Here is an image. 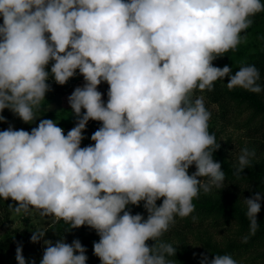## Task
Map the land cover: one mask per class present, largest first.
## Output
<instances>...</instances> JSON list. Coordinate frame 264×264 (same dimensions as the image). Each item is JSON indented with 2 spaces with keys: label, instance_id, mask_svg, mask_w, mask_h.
<instances>
[{
  "label": "clouds",
  "instance_id": "1",
  "mask_svg": "<svg viewBox=\"0 0 264 264\" xmlns=\"http://www.w3.org/2000/svg\"><path fill=\"white\" fill-rule=\"evenodd\" d=\"M261 11L262 0H0V110L31 123L51 90L50 76L63 85L78 69L85 81L67 97L77 123L66 135L47 118L31 131L11 124L0 131V198L15 201L16 214L37 209L69 228H94L101 264H173L168 257L176 248L157 245L158 238L175 216L194 211L201 190L225 183L212 155L220 145L208 131L211 113L194 91L211 90L226 76L229 89H264L255 65L233 74L212 63L241 43L250 17ZM102 81L107 102L97 89ZM89 119L102 124L90 137L95 143L81 147ZM254 154L240 150L237 173ZM262 199V192L244 198L251 234ZM141 201L146 219L126 210ZM45 231L34 230L30 241ZM44 244L39 264H86L79 239ZM15 259L36 264L26 261L21 242ZM200 264L238 262L202 253Z\"/></svg>",
  "mask_w": 264,
  "mask_h": 264
},
{
  "label": "trees",
  "instance_id": "2",
  "mask_svg": "<svg viewBox=\"0 0 264 264\" xmlns=\"http://www.w3.org/2000/svg\"><path fill=\"white\" fill-rule=\"evenodd\" d=\"M250 18L252 24L242 33L248 38L258 40L260 44H252L251 41L247 46L237 45L235 49H230L215 58L212 63L218 67L228 65L233 74L242 65H255L261 73L259 83L264 85V11L258 12ZM0 23H2V16H0ZM249 45L250 47L256 45L255 49L250 51ZM51 63L52 61L49 62L46 69L50 70ZM228 79L227 76L224 79H217L213 82L211 90H195L196 97L202 96L207 100L204 102L206 108L214 104L217 105V108L214 107L217 110H214L213 119L208 121V131L215 135L216 142L220 145L218 149L212 152V155L214 160L221 163V168L225 173V183L223 188H212L209 192L201 190L198 196L193 198L194 211L186 217L175 216L174 223H171L169 229L158 238L157 245L161 242L170 243L176 248V255L168 257L173 261V264H200L202 253L207 255L209 260L215 255L227 254L238 261L249 255L251 258L249 264H264V199L260 201L261 210L256 214L258 227L255 234L250 232V222L246 215L247 205L244 202V198L251 197L256 192H262L264 195V89L259 93L239 87L229 89L227 87ZM82 80L83 75L79 73L78 69L76 74L69 78L68 83L63 85L57 84L50 76L47 81L51 85V90L48 91L50 96L46 98L40 108L34 110L35 115L38 116V113H43L44 118L54 119L58 114H55L54 111L46 112L44 107L58 100L62 93L72 90ZM97 89L102 93V99L107 102L108 88L104 90L98 87ZM233 103L235 104L233 105ZM231 109L232 117H234L235 112L237 115L238 113L246 114L244 123L247 127L245 133L248 136V142L243 148L255 153L250 157L249 165L239 173L236 172L238 159L234 156L233 150L230 152V147L226 146L221 139V129L228 123L226 119ZM83 111L86 110L82 109ZM0 115L5 118L17 116L10 109L0 110ZM73 117L71 125L77 123L76 117L74 115ZM56 123L59 127L66 124L67 127L65 128L68 130L72 127L62 120ZM218 123L221 124L217 126ZM101 124V121L89 119L84 131L88 130L94 133ZM216 126L220 128L218 129ZM67 129L64 132L65 135ZM89 144L94 143L90 140L89 135L84 136L80 146L84 147ZM195 170V164H193L189 168V173L191 174ZM162 199L157 200V205L162 202ZM6 201L9 206L8 209L12 211L15 207V201L11 198ZM143 203L141 201L139 205L129 204L126 206V210H130L132 214L141 213L146 219L148 213L143 207ZM54 225L56 240L63 236L65 242L70 244L74 239H79L86 248V264H101L100 258L94 254L93 250V242L100 239L94 228L88 225L69 228L70 225L62 219L56 221ZM215 229L219 231L227 229L230 230V234H233L229 235L228 238H223V241L214 240L212 234ZM190 233L195 234L192 242L189 241L188 237ZM226 234L223 232V235ZM29 239V233L26 229L20 232L13 228L0 231V264H17L15 259L17 242L22 243V254L27 260L25 246L31 243ZM196 243L199 246H196ZM146 244L152 246L155 241L149 239ZM37 251L38 260H40L43 253L39 251L38 247Z\"/></svg>",
  "mask_w": 264,
  "mask_h": 264
},
{
  "label": "rangeland",
  "instance_id": "3",
  "mask_svg": "<svg viewBox=\"0 0 264 264\" xmlns=\"http://www.w3.org/2000/svg\"><path fill=\"white\" fill-rule=\"evenodd\" d=\"M241 36H242V41L238 45L247 46L248 43L251 41H252V44L253 43H259L258 40H255L254 38H248V36L244 35L243 33H241ZM255 46L256 45H253L250 47V45H249L248 46L249 50L251 51V50L255 49ZM66 83H68V82H66ZM84 83H85V81L83 79L75 87L83 86ZM98 87L105 90V89L109 88V85L106 81H102L97 86V88ZM74 88L70 91H65L64 93H62L61 97L58 100H56L52 103H49L46 106L44 105L45 106L44 110H46V112L54 111L55 114H58L53 119L55 122L62 120L63 122L68 123L70 125H71V123H73L74 117H73V114L71 112L72 110H71L70 104L68 103L67 97L71 94V92L74 90ZM49 96H50V94H48V92H46L45 100ZM194 96H195V91H194ZM45 100L41 101V105L44 103ZM206 101L207 100L204 99V102H206ZM234 104L235 103H233V105ZM41 105H40V107H41ZM208 107L209 108H207V109L211 113L210 119H213V117H214L213 113H214V110L217 108V105L214 104L211 107L210 106H208ZM214 107H216V108H214ZM5 109H8V108H5ZM34 110H37V109H34ZM42 114L43 113H38L37 118H35L34 121L31 123H26V122L22 121L21 119H19L18 116L8 117V118H6V120L0 121V131L7 129L10 124L14 127V129H24L27 131H31V128L36 127L41 119H46V118H44V116ZM245 118H246L245 113H238V115H237V112H235L234 117H232V109H231V112L226 119L228 121V123L224 126V128L221 129L222 142L226 146L230 147V149H229L230 152L233 150L234 156L237 159H238V156L240 154V150L243 149V147L246 146L247 142H248V139H247L248 136L245 133L246 132L245 129L247 128L245 123H244ZM220 124L221 123H218L216 125L219 126ZM71 126L74 127L75 125H71ZM217 126H216V128L219 129L220 127H217ZM65 127H67L66 124L62 125L64 132H66V129H67ZM72 127H70V129ZM83 134H84V136L89 135L91 137V135L93 133L88 131V130L86 132L83 130ZM92 142L95 143L94 141H92ZM8 207L9 206L7 205V201L3 198H0V220H1L0 231L3 232L7 228H13L15 230H19V232H20V231L26 229L27 232L29 233V238H30V236L32 235L34 230L46 228L45 235L38 242L33 243L30 241L31 243H29L27 245L25 244L26 246L24 245L25 251L27 253V260L32 259V260H35L36 264H39L40 260H38L39 258H38L37 247L39 248V251L43 253L44 248L47 246L44 244L45 240H51L53 243L55 242V240L57 238H56V233L53 230V226H55L54 224L59 219L55 218L54 216L42 217L39 215V210H37V209H32L30 214H24V213L16 214L15 212L12 213L13 210L10 211L8 209ZM223 232H226L227 234L223 235ZM195 234H196V232H195ZM195 234H192V233L188 234L190 242L194 241L193 237H195ZM232 234H230V230L228 231L227 229H222L220 231L218 229H215L213 231L212 238L214 240L223 241V238H225V237L228 238L229 235L231 236ZM27 243H28V241H27ZM196 246H199V244L196 243ZM197 248H199V247H197ZM237 262H238V264H249L251 262V258L249 255H247V256H244L243 258H241L240 260H238Z\"/></svg>",
  "mask_w": 264,
  "mask_h": 264
}]
</instances>
